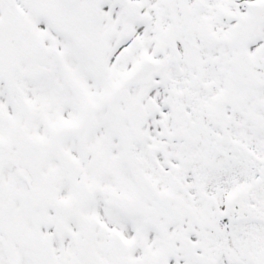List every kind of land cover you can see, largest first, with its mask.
Masks as SVG:
<instances>
[{"label":"snow or ice","instance_id":"obj_1","mask_svg":"<svg viewBox=\"0 0 264 264\" xmlns=\"http://www.w3.org/2000/svg\"><path fill=\"white\" fill-rule=\"evenodd\" d=\"M0 264H264V0H0Z\"/></svg>","mask_w":264,"mask_h":264}]
</instances>
